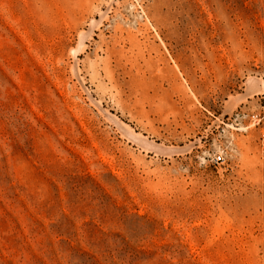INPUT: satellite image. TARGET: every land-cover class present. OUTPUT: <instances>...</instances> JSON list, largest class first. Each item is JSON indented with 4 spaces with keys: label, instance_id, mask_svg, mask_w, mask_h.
<instances>
[{
    "label": "rangeland",
    "instance_id": "1",
    "mask_svg": "<svg viewBox=\"0 0 264 264\" xmlns=\"http://www.w3.org/2000/svg\"><path fill=\"white\" fill-rule=\"evenodd\" d=\"M261 95L264 0H0V264H264Z\"/></svg>",
    "mask_w": 264,
    "mask_h": 264
},
{
    "label": "built area",
    "instance_id": "2",
    "mask_svg": "<svg viewBox=\"0 0 264 264\" xmlns=\"http://www.w3.org/2000/svg\"><path fill=\"white\" fill-rule=\"evenodd\" d=\"M249 125L260 129L258 154L264 159V95L259 98L258 109L247 115ZM228 147L218 149L212 156V163L215 166L223 165L227 161Z\"/></svg>",
    "mask_w": 264,
    "mask_h": 264
}]
</instances>
